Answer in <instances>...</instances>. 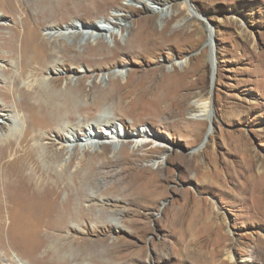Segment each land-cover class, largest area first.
<instances>
[{
	"label": "rangeland",
	"instance_id": "rangeland-1",
	"mask_svg": "<svg viewBox=\"0 0 264 264\" xmlns=\"http://www.w3.org/2000/svg\"><path fill=\"white\" fill-rule=\"evenodd\" d=\"M65 2L62 1L42 29H34L32 21L23 19V12L8 10L11 4L14 8L19 6V1L0 0V25L13 27L20 22V29L15 30L18 58H25L27 51L30 60L37 56L36 44L31 42L36 34L48 43L51 53L61 44L70 49L68 54L40 56L43 57L41 60L49 62V67L45 75L36 77L37 80L49 84L61 78L59 89H65L68 84V87L78 89L80 82L85 81L83 90L88 113L74 116L69 125L80 137V142L69 144L76 149L77 155L71 158L73 152L69 151V155L63 156L61 165L72 161L70 168L74 170L79 165V158H86L97 167L107 161L126 160L124 162H132L129 166L134 169L150 170L149 179H158L162 187L152 188L151 196L143 198L144 202L156 203L148 204L150 208H137L135 213L136 208L130 204L137 200L130 203L109 189L119 180L112 177L113 172H120L122 168L116 166V171L111 168L109 177L104 176L105 170L97 173L96 184L85 187V191L98 199L91 203L99 206L103 202L107 209H95L98 222L89 225L94 232L73 222L78 233L60 234L63 238L70 234L78 241L90 239L88 249L79 248V243H67L69 263L243 264L242 261L250 259L249 264H264V0ZM33 6L28 3L29 9L33 10ZM193 6L198 19L194 17L197 12ZM113 17H116L115 21ZM111 22L127 26L122 30L115 28L113 31L118 34L113 38L100 39L94 36L96 32L91 33L92 25L101 27ZM71 24L78 25L80 31L73 32L72 36H61L58 42L53 38L51 42L47 37L51 27L56 28L55 32L64 33ZM81 24L86 25L87 31ZM147 31L157 40V46L150 47L152 53L142 46L149 36ZM101 34L105 35V32ZM8 36L9 30H0V55L6 53L2 45ZM210 40L211 47L208 45ZM96 45L103 50L99 55L93 52ZM213 48L217 74L212 89ZM5 66V61L0 60V76H3ZM15 69L13 74L21 75V71ZM154 81L157 82L153 84ZM4 86L0 80V91ZM95 86L105 92L112 91L114 101L106 103L108 106L97 104ZM177 98L179 101L185 99L182 104L189 107L183 117H179L171 105L170 99ZM205 101H209L207 118H196L199 111L194 104ZM9 117L10 123L0 115V144L14 131L18 132L19 138L27 133L32 136L47 134L33 112L18 114L12 111ZM111 124L118 128L119 142L106 140L105 144L84 150L93 127L108 132ZM144 126L156 137L152 136L151 143L145 147H138L137 141H133L125 150V140L133 132H143ZM210 128L212 133L209 135ZM157 137L173 151H157L161 144L155 141ZM50 138L56 143L53 149L61 147L55 133L51 132ZM37 142L47 143L45 140L32 141L31 145ZM164 153L167 159L157 170L154 161ZM20 155L7 154L6 167H17L15 161L18 162ZM67 195L63 192L62 200ZM177 214L179 216H175ZM194 216L201 221L195 223ZM6 217L4 245L7 246L0 249V258L4 259L0 264H9V261L31 264L30 258L37 257L31 244L38 242V227L31 232L32 236L22 240L17 227L20 220ZM114 225L125 229H116ZM9 241L17 247L15 251L10 249ZM187 247L194 253L191 257L186 254ZM142 248L145 258L140 261L137 254ZM38 256L43 257V253Z\"/></svg>",
	"mask_w": 264,
	"mask_h": 264
},
{
	"label": "bare ground",
	"instance_id": "bare-ground-1",
	"mask_svg": "<svg viewBox=\"0 0 264 264\" xmlns=\"http://www.w3.org/2000/svg\"><path fill=\"white\" fill-rule=\"evenodd\" d=\"M16 1H19L20 5L14 8L13 7L14 4H11L8 10L10 11L12 10L14 11V13H19L20 11L23 12L24 13L23 19L26 22L32 21V23L34 24L33 25L34 29L40 28L43 24H45V22L48 21V18H52L53 13L57 11L58 8L61 6L62 1L67 2V0H16ZM28 3H33V5L35 6V7L33 6L34 8L32 7L33 10L29 9ZM194 17H197V19L199 18L198 14H194ZM113 19L115 21L116 17H113ZM19 23L14 24L15 26L13 27H10V26L2 27L0 25V30H4V29L9 30V36L5 37V45H2V49H4L6 53L0 55V60L5 61V64H7V67L6 66L3 67V70H2L3 76H0V80L5 85L4 87H2V91H0V101L3 102V104L0 105V115L3 116V118L7 122L10 123L12 122V119L9 117V113H12V111L14 112L16 111L18 112V114L33 112V116L35 115L38 118L42 127L45 130H47V134L45 135L35 134L32 136L30 133H27L25 137L19 138L18 132L14 131L13 133L8 134L6 137H4L1 140V144H0V249L2 250L4 246L6 245V244L4 245V241H5L4 240V235H5L4 228H6L5 227V224H6L5 217L6 215H8V218L10 220L12 218H14L15 221H17L16 218L20 220V222L17 224V227H18L20 239L22 240H26L28 239V237L32 236L31 232L35 230L36 226L38 227V231H37L38 233H36L38 235V242L36 243L35 241H32V244H31L33 245V248H34V254H36L37 257L30 258L32 260L28 259L29 263L31 264H70L69 263L70 260L66 255L67 254L66 249L68 246L67 243L68 242L75 243V244L79 243L80 247L77 245L79 248L83 247L85 249H88L90 246L89 244H91L89 241L90 239L86 238L82 241H78L79 239L77 240L75 238H72L70 234H67L65 238H63L62 235L60 237V234L63 232H70V231L78 233L77 228L72 225L73 222L79 223L81 226L84 227L86 231L94 232L93 230H90L89 225L92 224L93 222H98V220L95 218L96 217L95 209L96 210L97 208H99L100 210L107 209L106 208L107 206L105 207V203L103 202H101L103 205H99V206L96 205L95 203H91V202H96V201L98 202V199L95 196L90 195L89 193L85 191V187H88L95 183L97 173H101L102 170H105L106 172L103 173L104 176L109 177V175L112 174L109 172L111 168H113V170H115L114 167L116 166L118 167L120 166L122 168L120 172H113L114 174H112L113 175L112 177L113 178L118 177L119 180L116 183H114L113 186L111 185L109 189L116 192L120 197H125L126 199H128L129 202L137 200L138 201L137 203L132 202V204H130V206H133L134 208H136V211H134L135 213L137 212V208H148L149 206L148 204L156 203L155 201L149 202L147 200L144 202L143 198H148L151 196L152 188L156 189V187L158 188H162V187L160 186L161 183H159L160 181L158 182V179H153V178L149 179L148 174L151 175L150 173H152L150 170H145L142 168H140L139 170L138 168L134 169L133 167L129 166V164H131L132 162L131 163L124 162L126 160L116 161V162H109V161L104 162V163L102 162L103 163L102 166L97 167L91 162L85 160L86 158L85 159L79 158L80 160L79 165L75 167L74 170L70 168L72 161H70V163L65 166L61 165L63 161V156L69 155V151L73 152L70 155L71 158H73L74 155L75 156L77 155L75 153L77 152L75 151L76 149L71 148V145L74 142H80V137L74 134L75 133L74 129L70 128L71 126L69 125L71 123L70 121L75 119L74 116L85 115L88 113V106H87L88 104L85 103V99H87V96L84 95L85 93L83 90L85 89V85H83L85 81H83L84 83L80 82L81 88L79 87L78 89H75L71 86L68 87L69 84L67 85L65 89H62V88L59 89V87H61L60 82H62L61 78L50 81L49 84L45 83L44 80H37L36 77L45 75L49 67L48 61L41 60L43 57H50L54 55L58 56L59 54H63V53L68 54L70 49L67 47H64L61 44V46H59L57 50L56 49L54 51L52 50L53 53H51V50L48 47V43L41 40V36L36 34V37H33L31 42L36 44L35 49H36L37 56H35V58L30 60L29 58H27V53H28L27 51V53H25V58H21V59L18 58L19 50L17 47L18 44H17V40L15 36V30L20 29L18 28ZM81 26L85 28V30L87 31L86 25L81 24ZM126 26L127 25L125 23L123 24L121 22L120 23L111 22L101 27L98 25L97 26L92 25L91 33L93 34L94 32H96L94 33L95 34L94 36L96 38H100V37L107 38L108 36L110 38H113L115 35L118 34V31L116 34L114 33L113 30L115 28L122 30ZM23 28L25 29V27ZM55 29L56 28L51 27L50 32L47 35V37L49 36L48 38L50 39L53 38L55 42H58L61 36L71 35L73 32L76 33L80 31V27L75 24H71L70 26H68V29H66L64 33L55 32ZM143 30L138 29V31H143ZM102 31L105 32V35L101 34ZM148 32L149 31H147V33ZM122 35H123V32H122ZM148 35L149 36H147V39L145 38L146 40L143 41V43L141 41L140 42L142 43V46H144V49H147L149 52L152 53L153 50L150 47L151 46L154 47V45L157 46L156 44L157 40L153 38V35L149 33ZM212 36L213 34H211V39H212ZM51 42H52V39H51ZM208 45L209 47H211L212 41ZM0 52L2 53V51ZM93 52L96 55H99L101 54V52H103V50L102 48H100L99 45H96L93 49ZM30 53H31V50H30ZM42 55L43 57L40 58V56ZM63 58H65L64 55H63ZM66 65L67 64H64L63 66H66ZM67 67H66V70H67ZM15 68L16 69L18 68L21 71V75L16 76V74H13ZM213 68H214V62L212 60V69ZM29 73L30 75L26 77V75H28ZM145 79L147 78L145 77ZM152 80H155V78ZM156 82L154 81L153 84H155ZM138 86H141V85H138ZM170 88H172V86ZM134 91H136V89H134ZM94 92H97V95H95L97 96L96 99H98L96 101L98 102L97 104L101 103L102 105H104L106 103H110V102L112 103V101H114L113 99L115 98V94L112 93V91L105 92L103 90H100V88L98 89V87L95 86ZM144 93L145 92H143L142 95H144ZM167 95L169 94L167 93ZM173 98H174V95H173ZM142 100H141V103H142ZM170 100H171L172 108L173 109L176 108V111L174 112L179 117H183L185 112L189 110L188 106H186L185 104H182L183 101H185V99L183 101L181 100L182 102L179 101L178 98L170 99ZM194 106L199 111V113L195 116L196 118L205 117V116L207 118L209 101L197 102L194 104ZM209 119H211V117L208 118V120ZM108 129H109L108 131L109 133L101 132L98 129L95 130V127H93L92 129L93 132H90L89 136L87 137L88 140L84 144V150H89L91 148H95L98 145L105 144L107 142L106 140H111V141L116 140L117 142H119L121 135L119 134L118 128L114 124H111L110 128ZM69 130H72V131H69ZM51 132L55 133V137L59 140L58 144L61 147L59 148L57 147V149H53V147L56 146V143L50 138ZM64 132H68L69 134L67 135L65 134L64 136L62 134ZM151 132L145 126H144L143 132L142 130L133 132V134H131L130 137L125 140L124 149L126 150L128 147H130L131 146L130 144L133 141H137L138 147L147 146L148 144L151 143L152 136L156 137V135L154 133L152 135ZM107 133L110 135L111 139L109 138V135ZM211 133H212V128H210L209 130V135ZM41 140L42 141L45 140L47 142L46 145L41 144V142L39 143L37 142L34 145L33 144L31 145L32 141H41ZM155 141L159 142V144L161 143L159 145V148H156L157 151L159 150H163L165 152L173 151V148L169 145L163 144L162 143L163 141L160 138L157 137ZM11 153L12 154L21 153L20 158L18 159L16 158L18 162L15 161V163H17V167L13 169L6 167V165H8L7 164L8 162H6L7 154H11ZM166 159H167V154L164 153L162 154V156H160L157 160L154 161L153 166L157 168L158 170V168H160L164 164ZM259 172L261 173V171ZM63 192H66L68 194L67 195L68 197L62 200ZM131 198L133 200H131ZM86 203H88V205H86ZM150 207L151 206H149V208ZM141 210H144V209H141ZM138 216L141 217L142 215L138 214ZM175 216H179V214ZM169 217H171V215ZM192 219H194L195 223L201 221L199 220L198 217H195V216ZM99 220L101 221L102 217L99 218ZM114 226L116 227V229L117 228L125 229L124 226L123 227H121L120 225H114ZM93 234H97V233H93ZM10 241H9V247L10 249L15 251L17 247L15 245H12L11 244L12 242ZM185 251H186V254L189 256L193 253L191 248H188V247H187V250ZM42 253H43V257H39L38 255L39 254L42 255ZM137 255L140 261L144 260L145 254H144L143 248L138 251ZM3 260L0 258V261H3ZM250 261L251 260L249 259L247 261H242V263L249 264ZM9 264H22V263L16 262V261H11V262L9 261Z\"/></svg>",
	"mask_w": 264,
	"mask_h": 264
},
{
	"label": "water",
	"instance_id": "water-1",
	"mask_svg": "<svg viewBox=\"0 0 264 264\" xmlns=\"http://www.w3.org/2000/svg\"><path fill=\"white\" fill-rule=\"evenodd\" d=\"M193 10L194 6H193ZM196 11V10H195ZM197 12V11H196ZM198 14V12H197ZM214 46V45H213ZM213 62H214V68L212 69V89L214 87L215 84V80H216V74H217V61H216V56H215V48H213ZM209 135H207L208 137Z\"/></svg>",
	"mask_w": 264,
	"mask_h": 264
}]
</instances>
